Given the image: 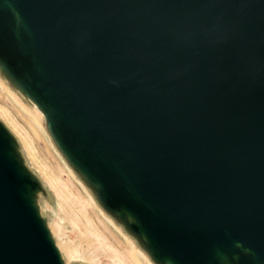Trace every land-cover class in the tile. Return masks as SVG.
I'll use <instances>...</instances> for the list:
<instances>
[{
    "label": "water",
    "instance_id": "water-1",
    "mask_svg": "<svg viewBox=\"0 0 264 264\" xmlns=\"http://www.w3.org/2000/svg\"><path fill=\"white\" fill-rule=\"evenodd\" d=\"M0 64L156 264H264V0H0ZM0 127V264H62Z\"/></svg>",
    "mask_w": 264,
    "mask_h": 264
},
{
    "label": "rangeland",
    "instance_id": "rangeland-1",
    "mask_svg": "<svg viewBox=\"0 0 264 264\" xmlns=\"http://www.w3.org/2000/svg\"><path fill=\"white\" fill-rule=\"evenodd\" d=\"M32 104L33 101L20 84L0 64V127L8 135L16 159L36 185L33 204L54 247L60 253L59 257H62L61 263L92 264L72 262L71 259L77 256L71 245L80 246L83 230L79 213L89 233L87 245L78 247L84 257L88 258L91 251L98 264H108L110 261L105 255L112 252L121 255L129 264H145L135 253L141 250L156 264L118 215L103 207L95 187L67 161L57 147L44 117ZM79 183L114 226L123 235L132 237L134 249L122 238L113 237L112 241L107 236L104 224L97 218L91 201Z\"/></svg>",
    "mask_w": 264,
    "mask_h": 264
},
{
    "label": "bare ground",
    "instance_id": "bare-ground-1",
    "mask_svg": "<svg viewBox=\"0 0 264 264\" xmlns=\"http://www.w3.org/2000/svg\"><path fill=\"white\" fill-rule=\"evenodd\" d=\"M35 109L37 110V112L42 115V113L38 110V108L35 106V104H32ZM43 116V115H42ZM43 134V133H42ZM67 168V166H66ZM68 169V168H67ZM69 171V169H68ZM70 172V171H69ZM80 187L83 189V191L85 192V194L88 196L89 200L91 201L90 203L92 204V207L93 209L96 211L95 214L97 216L98 219H100L101 223L104 224V227L106 229V231L108 232V237L114 241V238L113 237H117L119 240L120 238L124 239L129 245L130 247H132V249H134V244H135V241L132 239V237L130 236H125L123 235L115 226L114 224L111 222V220L105 216L103 214V212L93 203V200L92 198L87 194V192L85 191V188L82 186V184H80ZM99 203V202H98ZM100 205V204H99ZM74 209V208H73ZM75 210V209H74ZM114 214V213H113ZM78 217H79V221L81 222V225H82V233L80 234L81 235V238H80V241H79V244L80 246H76V245H71L74 247V250H75V253H76V257H72V262H81V263H86V262H91L92 264H98L97 263V258L94 257V252H91L89 251L90 255L89 257H84L83 255L80 254V252L78 251V249L81 247V246H84V245H87L86 244V240L88 239L89 237V233H88V230L86 228V225L84 224L83 220L81 219V215L78 213ZM68 245V244H67ZM78 245V244H77ZM70 246V245H69ZM79 247V248H78ZM119 248V247H118ZM121 251V250H120ZM59 253V252H58ZM123 253V252H122ZM137 257L139 259H141L142 262H144L145 264H153L149 258L147 257L146 254H144L143 252H141V250H138L137 252ZM60 254V253H59ZM110 263L108 264H129L128 261H126L125 259H123V257L117 253H112V252H107V254L105 255ZM61 257V256H60ZM62 258V257H61ZM63 260V259H62Z\"/></svg>",
    "mask_w": 264,
    "mask_h": 264
}]
</instances>
